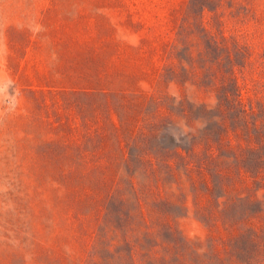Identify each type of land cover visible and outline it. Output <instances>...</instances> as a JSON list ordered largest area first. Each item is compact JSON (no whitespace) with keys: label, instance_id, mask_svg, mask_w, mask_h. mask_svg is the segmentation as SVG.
Wrapping results in <instances>:
<instances>
[{"label":"rangeland","instance_id":"rangeland-1","mask_svg":"<svg viewBox=\"0 0 264 264\" xmlns=\"http://www.w3.org/2000/svg\"><path fill=\"white\" fill-rule=\"evenodd\" d=\"M213 39L239 46L235 78L254 97L264 0H0V264H87L149 99L166 100L165 145L191 131L168 105L215 107ZM188 207L178 227L204 239Z\"/></svg>","mask_w":264,"mask_h":264},{"label":"trees","instance_id":"trees-1","mask_svg":"<svg viewBox=\"0 0 264 264\" xmlns=\"http://www.w3.org/2000/svg\"><path fill=\"white\" fill-rule=\"evenodd\" d=\"M211 45L215 107L186 96L176 110L168 105L170 117L191 131L165 145L159 112L166 100L149 99L153 114L135 143L141 155L107 193L87 264H264V84L244 96L235 78L239 46L233 56L214 39ZM222 61L227 71L219 79ZM190 198L204 239H189L178 227Z\"/></svg>","mask_w":264,"mask_h":264}]
</instances>
